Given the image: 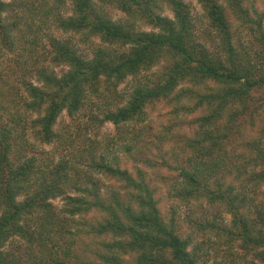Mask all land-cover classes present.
<instances>
[{
  "label": "trees",
  "instance_id": "obj_1",
  "mask_svg": "<svg viewBox=\"0 0 264 264\" xmlns=\"http://www.w3.org/2000/svg\"><path fill=\"white\" fill-rule=\"evenodd\" d=\"M199 3L211 44L198 37L186 0H0V48L19 58L0 71V264H264L263 16L245 0ZM110 7L125 18L113 20ZM243 27L255 34V56L241 41ZM75 36L100 42L86 53ZM161 102L177 116L202 112L180 153L167 151L168 133L155 143L147 127L130 128ZM65 112L113 123L120 141L77 146L70 131L56 129ZM55 143L51 153L43 148ZM119 143L138 146L132 169L114 153ZM154 148L178 173L173 197L230 216L196 223L225 244L222 260L190 249L193 237L162 213L138 165L156 167ZM13 239L25 243L24 255L7 249Z\"/></svg>",
  "mask_w": 264,
  "mask_h": 264
},
{
  "label": "rangeland",
  "instance_id": "obj_2",
  "mask_svg": "<svg viewBox=\"0 0 264 264\" xmlns=\"http://www.w3.org/2000/svg\"><path fill=\"white\" fill-rule=\"evenodd\" d=\"M6 1L10 3L14 0ZM186 2H188L191 6L194 21L196 23L198 37L201 41L204 40L210 43V37L207 35L208 20L205 16L202 5L199 3V0H186ZM245 5L251 12L256 11L258 14H261L263 16L264 29V0H245ZM67 11L68 13H71L70 7ZM107 12L109 16L115 21H120L125 18V14L116 8L110 7L107 9ZM164 14L171 18L174 17L173 13L169 10H166ZM237 23L239 22H234L235 25ZM146 29L149 30V28ZM243 29L246 32L242 34L241 41L242 43H245L246 46L250 47L252 55L255 56V52L259 50L256 43H251V40L255 41V34H251L248 27H243ZM248 32L249 34H247ZM56 36L61 39H66L69 37L68 35L60 32H57ZM74 42L77 43L84 52L89 53L92 51V48L100 42V40L95 39L94 41L85 44L81 41V37L75 36ZM91 44H94L93 47ZM17 59H19L18 54H7L4 49L0 48V71L5 70L7 66L17 67L15 61ZM57 71L60 74L61 68L57 69ZM16 81H14V85L18 88L19 83H17ZM130 86L131 79H128L121 84L119 90L121 93L126 94L128 93ZM174 110V107L172 108L171 104L167 102L157 103L156 105L148 109V120L145 124L136 126L131 125L130 128L133 126V128L136 127L138 130L142 129V127H147L150 131L149 133H147V135H149V139L152 141L154 140L155 143H159L157 141H159L161 135L168 133L167 139H174V142H169L170 145L165 144L167 151L171 150V146H173L175 147L174 150H177V152L180 153L184 148H186V146L184 145V140L188 138H195L196 132L199 130V127L196 125H191L190 122L194 118L201 116L202 112H198L191 116H184L182 114L177 116ZM178 121H182L184 124L178 125ZM166 127L170 129H167ZM56 129L61 134L70 131L74 137L76 136L77 146H82V144H84V142L88 141L89 139H96L102 142L115 138L117 140L116 142H118V140L120 141V138H118V134L120 132H118L116 126L113 123L109 122L103 125H95L90 122L89 117L86 115H80L77 120L74 121L65 112L59 118ZM80 129L81 134L79 135L78 132L80 131ZM130 138H132V136H130ZM175 140H177V142ZM161 143L164 144L163 140L161 141ZM139 144V148H142V145H144L142 140ZM115 146L116 147H114L113 151L117 155V157H119V160L123 164H128V166L132 169L133 166L137 164L134 161L136 158V152L139 149L138 146L137 149H133L131 151H127L126 148H123L124 145L120 143L116 144ZM43 148L46 152L51 153V151L56 150L57 144L55 143L46 145ZM152 153L154 161L156 163V167L150 169L142 164L138 165L145 171H148L149 179L152 182V185H154L157 189L156 195L160 202V209L164 216L168 219H171L173 217L178 222L184 237H193V243L190 249H193L196 245H200L203 246V251L205 253H209L210 258H217L218 260H222V258H225L226 253L223 254L224 250L226 249L225 244L221 245L220 243H217V238L213 234H204L203 232H200L196 223L199 219L206 220L207 218L211 220L215 217H218L219 220L224 219L226 222H228L230 220V216L224 212L217 211L215 207H212L207 203H192L191 205H186L180 199L173 197L171 184L177 178L178 173L172 171L166 166L161 165V162L163 160L161 156L158 157L159 153L155 148ZM57 154L59 156H61V154L64 155V153ZM84 169H86V167ZM94 176L102 180L105 185L110 183L102 175L95 174ZM261 189L264 192V185H262ZM53 202L58 208H61L63 206V200L60 198L54 200ZM7 249L16 253V255H24L26 246L25 243L20 239H13V241L9 242ZM209 264H212V261Z\"/></svg>",
  "mask_w": 264,
  "mask_h": 264
},
{
  "label": "clouds",
  "instance_id": "obj_3",
  "mask_svg": "<svg viewBox=\"0 0 264 264\" xmlns=\"http://www.w3.org/2000/svg\"><path fill=\"white\" fill-rule=\"evenodd\" d=\"M251 258H252L251 256L248 257V259H251Z\"/></svg>",
  "mask_w": 264,
  "mask_h": 264
}]
</instances>
